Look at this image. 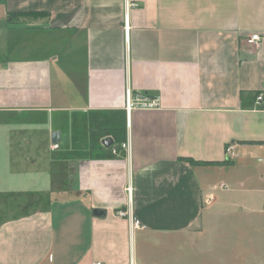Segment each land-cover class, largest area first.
Instances as JSON below:
<instances>
[{
    "label": "crops",
    "instance_id": "crops-1",
    "mask_svg": "<svg viewBox=\"0 0 264 264\" xmlns=\"http://www.w3.org/2000/svg\"><path fill=\"white\" fill-rule=\"evenodd\" d=\"M138 4L0 0V264H264V0Z\"/></svg>",
    "mask_w": 264,
    "mask_h": 264
},
{
    "label": "built area",
    "instance_id": "built-area-1",
    "mask_svg": "<svg viewBox=\"0 0 264 264\" xmlns=\"http://www.w3.org/2000/svg\"><path fill=\"white\" fill-rule=\"evenodd\" d=\"M139 0H125V7H124V15H123V32L125 35V39H128V32H129V12L132 9H136L139 7L138 4ZM260 37L258 35H251L246 39V44L250 46H255L259 43ZM264 104V92H260L257 94L255 99V107L258 109L260 106ZM159 107L158 105V99L157 98H149L145 95H138L133 96L131 91L127 89L125 91V105H124V111L126 116V127L129 128V117L130 114L135 110H143V111H153L157 110ZM58 144H52L51 150L58 149ZM234 145H227L225 147L224 155H225V161H231L237 157V155L233 151ZM121 151L122 153H125L126 155L130 151V145L128 138L120 144V147L118 150L116 148L111 149L112 155H118V152ZM128 193V202L130 201V189L127 190ZM130 204V203H128ZM116 216L120 219H127L129 220V223L131 224L130 227H134L137 229H145V226L142 225L138 220L134 219L132 217V213L130 210L122 211L119 210L116 212ZM92 264H101L98 262H94ZM133 264V263H130Z\"/></svg>",
    "mask_w": 264,
    "mask_h": 264
},
{
    "label": "water",
    "instance_id": "water-1",
    "mask_svg": "<svg viewBox=\"0 0 264 264\" xmlns=\"http://www.w3.org/2000/svg\"><path fill=\"white\" fill-rule=\"evenodd\" d=\"M107 140H109V139H107ZM94 214H96V215L98 214V215H99V214H100V212H98V211H97V212H96V213H94Z\"/></svg>",
    "mask_w": 264,
    "mask_h": 264
},
{
    "label": "bare ground",
    "instance_id": "bare-ground-1",
    "mask_svg": "<svg viewBox=\"0 0 264 264\" xmlns=\"http://www.w3.org/2000/svg\"><path fill=\"white\" fill-rule=\"evenodd\" d=\"M124 7H125V0H124Z\"/></svg>",
    "mask_w": 264,
    "mask_h": 264
},
{
    "label": "trees",
    "instance_id": "trees-1",
    "mask_svg": "<svg viewBox=\"0 0 264 264\" xmlns=\"http://www.w3.org/2000/svg\"><path fill=\"white\" fill-rule=\"evenodd\" d=\"M10 19V16L8 17V20Z\"/></svg>",
    "mask_w": 264,
    "mask_h": 264
}]
</instances>
